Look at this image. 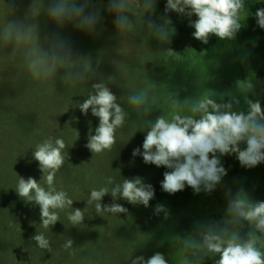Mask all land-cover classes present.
<instances>
[{
    "label": "rangeland",
    "instance_id": "rangeland-1",
    "mask_svg": "<svg viewBox=\"0 0 264 264\" xmlns=\"http://www.w3.org/2000/svg\"><path fill=\"white\" fill-rule=\"evenodd\" d=\"M94 2L104 6L97 34L90 36L70 26L61 30L76 54L90 57L94 66L100 61L97 77L86 85L71 87L59 79L49 83L34 80L19 57L8 58L10 48L0 49V264H131V259L143 256L147 260L157 252L165 256L168 264H181V245L175 238L193 235L198 223L221 222L227 207L223 200L229 193L235 196L242 190L253 202H264V163L247 169L240 165L235 155L223 156L220 159L227 175L211 194H196L186 186L183 191L170 195L161 188L163 173L170 170L145 164L142 156H132L137 147L143 152L146 132L140 130H143L144 120L154 121L162 113L169 116L175 110L168 100L170 93H176L183 101L206 90L210 96L216 94L218 103H226L232 97L239 99V106L233 105V109L246 111L244 97L248 96L249 88L256 94L260 79L264 81V71L262 75L249 73L250 87L246 86L234 60L231 41H221L214 35L210 36L208 44L196 40L188 17L175 12L165 14L167 0H157L151 16L156 23L170 20L175 29L169 42L163 45L155 38L144 39L146 23L136 32L119 36L113 24L114 17L106 11L108 0ZM29 3L30 0H18L14 17L22 18ZM245 7L248 14L243 19L247 21L252 16L256 22L255 13L264 8V0H246ZM2 19L0 15V21ZM195 19L193 15L191 20ZM257 28L256 35L264 37V29ZM39 30L43 39L55 31L56 26L42 15ZM122 40L128 43L122 45ZM166 49L173 54H158ZM114 60L124 62L125 70L118 72L112 63ZM110 76L113 79L108 87L118 102L130 90L142 92L146 89L156 94L157 105L148 117L138 118L133 106L123 102L122 107L129 116L126 126L117 132L116 145L112 151L93 157L85 144L90 130L95 134L99 120L91 115V109L85 116L73 104L83 103L91 83L99 82L101 77L107 80ZM259 101L264 110V96ZM48 136L62 137L68 146L65 151L70 159L57 173L54 187L68 192L74 200L73 209L87 207L91 189L103 186L107 176H114L117 181L141 177L151 184L155 196L149 207L118 199L115 202L126 207L128 214L102 217L89 206L83 224L78 227H72L66 219L69 210L61 211L60 221L47 233L53 242V252L39 249L31 237L37 231H44L39 226L40 209L22 200L14 189L18 176L33 177L40 182L43 174L32 157V150ZM41 183L47 188L43 181ZM214 200L220 208L210 207ZM101 203H113L111 195H106ZM158 204L168 210L167 220L163 213H154ZM247 234L244 227L242 238H247ZM66 238L74 241V257L61 247ZM260 240L263 245L258 247L264 252V237L258 238L259 243ZM218 258L206 257L204 264H215Z\"/></svg>",
    "mask_w": 264,
    "mask_h": 264
},
{
    "label": "clouds",
    "instance_id": "clouds-1",
    "mask_svg": "<svg viewBox=\"0 0 264 264\" xmlns=\"http://www.w3.org/2000/svg\"><path fill=\"white\" fill-rule=\"evenodd\" d=\"M157 0H108L106 11L114 17L113 24L119 36L136 32L146 23L145 40L155 38L161 45L169 42L175 29L170 20L156 23L151 20ZM18 0H0V49H11L10 60L19 57L34 80L49 83L60 80L71 87L86 85L98 75L99 63L94 66L90 57L76 54L71 42L61 35V30L70 26L90 36L97 34L101 27L102 4L94 0H30L22 18L14 17ZM165 14L175 12L189 18V27L194 29L193 37L208 44L210 36L221 41H232L242 27L246 7L245 0H167ZM44 15L56 26V30L41 39L39 18ZM195 15L197 19L191 20ZM148 17V19H145ZM256 22L264 29V8L255 13ZM122 45L127 41H121ZM130 46V45H129ZM161 55L171 56L170 49ZM118 72L125 70L124 62L112 61ZM113 76L91 83L83 103L77 101L73 107L87 116L98 118L99 124L93 135L91 130L85 147L94 155L112 151L117 142V132L126 126L129 113L122 107L123 102L133 106L137 117H148L156 109L155 93L130 90L126 96L118 98L108 84ZM249 96V95H248ZM244 97L246 111H236L240 100L232 97L228 102L218 103L208 91L180 101L176 93H170L168 100L175 106L169 116L163 113L154 121L146 119L140 131H145L142 148L133 150L132 156H142L143 162L164 167L170 171L163 173L161 188L174 195L189 187L194 193L211 194L227 171L221 157L235 155L240 165L247 169L264 163V110L259 100L255 102ZM223 97H221V100ZM77 132V131H76ZM77 136H79L77 132ZM241 145H244L243 149ZM68 148L62 137L48 136L35 145L33 159L38 162L42 178L18 176L15 191L27 203L40 209L39 225L44 231H37L31 237L36 246L48 253L53 252L52 241L47 233L60 221V212L69 210L66 219L72 227L83 224L89 206L96 215L128 214V209L115 201L123 199L132 205L149 207L155 190L141 177L124 178L118 181L114 176L105 177L104 185L92 188L83 210L73 209L74 200L68 192L54 185L56 176L69 161ZM83 165V164H82ZM119 173V170H117ZM43 181L47 188L42 186ZM111 195L113 203L102 204L106 195ZM226 214L221 222L198 223L194 234L175 240L181 245V264H204L205 258H215V264H264V252L258 247V238L264 237V202H253L240 190L235 196L228 194ZM154 213L169 217L168 210L158 204ZM245 224L249 231L242 238ZM74 241L64 239L61 247L70 257L76 255ZM131 256V253L129 257ZM128 257V258H129ZM131 264H168L159 252L147 260L143 256L131 259Z\"/></svg>",
    "mask_w": 264,
    "mask_h": 264
},
{
    "label": "trees",
    "instance_id": "trees-1",
    "mask_svg": "<svg viewBox=\"0 0 264 264\" xmlns=\"http://www.w3.org/2000/svg\"><path fill=\"white\" fill-rule=\"evenodd\" d=\"M244 25H245L244 32L243 30H241L240 33L238 32L232 44H234L233 45L234 53L237 55V59L239 62V69L242 73V77L245 82V85L249 86V81H250L249 73H253L255 75H262L264 71V37H262L261 35L258 36L256 35L257 34L256 32L258 31L257 28L258 24L255 22V18L253 19L252 16H249V18L244 23ZM241 37L242 40H240ZM252 38L258 41H254ZM260 81L261 83L260 84L258 83L259 87L257 88L258 94L255 95L256 97L250 98L254 102L256 100L255 98H259L260 96L261 97L259 99H262L264 94V81H262V78L260 79ZM235 159L237 158L235 157ZM228 198L229 197H227V199H224L223 201L227 203ZM210 207L212 209H218L221 207V205L217 204L216 201L214 200L210 203ZM244 227L247 232L253 231V233L255 234L254 229H252L249 225L245 224ZM259 244L263 245L262 240H260V243L258 241V246Z\"/></svg>",
    "mask_w": 264,
    "mask_h": 264
},
{
    "label": "flooded vegetation",
    "instance_id": "flooded-vegetation-1",
    "mask_svg": "<svg viewBox=\"0 0 264 264\" xmlns=\"http://www.w3.org/2000/svg\"><path fill=\"white\" fill-rule=\"evenodd\" d=\"M246 1V0H245ZM245 15H247V12H245ZM246 22V20H244V19H242V21H241V23H242V27H241V29H240V31L241 30H243V32H244V30H245V25H244V23ZM240 31H239V33H240ZM241 35V34H240ZM240 40H242V37H241V39ZM233 43V40L231 41V44ZM233 45L234 44H232V48H233V52H234V47H233ZM234 54V60H236L237 61V64L239 65V62H238V60L236 59L237 58V55L235 54V53H233ZM248 87H250V86H248ZM257 89V88H256ZM256 94H258V90L256 91ZM255 93H254V91H250V88H249V92H248V95H249V99L251 98V97H256L255 95H256ZM263 96H264V94H263ZM261 97V96H260ZM259 97V98H260ZM259 98H255L256 100H258ZM255 100V101H256Z\"/></svg>",
    "mask_w": 264,
    "mask_h": 264
}]
</instances>
